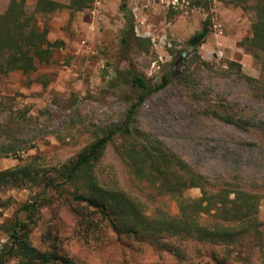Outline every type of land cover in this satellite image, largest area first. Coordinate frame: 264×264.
Masks as SVG:
<instances>
[{
	"label": "rangeland",
	"instance_id": "rangeland-1",
	"mask_svg": "<svg viewBox=\"0 0 264 264\" xmlns=\"http://www.w3.org/2000/svg\"><path fill=\"white\" fill-rule=\"evenodd\" d=\"M9 1L0 0V13ZM56 1L62 4L57 10L36 14L48 39L62 41L51 61L28 74H0V149H11L0 153V170L31 165L40 174L52 173L95 136L125 120L138 102L128 70L150 84L172 72L163 89L134 109L132 134H118L106 145L95 164L98 180L138 200L149 216L177 215L176 199L159 193L130 166L127 149L149 139L210 183L224 178L248 185L259 195L258 224L234 243L164 233L158 244L116 234L91 209L71 201L73 186L6 185L0 189V248L7 240L5 227L17 217L28 224L34 246L53 242L71 264H264V138L258 130L223 123L211 113L217 99L232 112L246 109L264 120L258 92L228 64L239 63L251 77L261 73L263 57L246 44L254 0H84L80 10L70 0ZM33 3L27 0L28 10ZM121 6L133 19L127 43L121 41L127 27ZM205 19L209 32L193 50L187 40ZM136 36L144 39L139 46ZM184 196L198 197L200 189L189 188ZM25 203L33 205L31 210L22 208ZM198 220L216 223L218 217L201 214ZM3 264L19 260L7 257Z\"/></svg>",
	"mask_w": 264,
	"mask_h": 264
},
{
	"label": "trees",
	"instance_id": "trees-1",
	"mask_svg": "<svg viewBox=\"0 0 264 264\" xmlns=\"http://www.w3.org/2000/svg\"><path fill=\"white\" fill-rule=\"evenodd\" d=\"M253 2L251 35L246 38V44L256 55L263 57L261 73L257 78L251 77L242 73L239 63L228 61V64L237 70L239 78L249 88L258 92L257 99L264 103V0ZM26 3L27 0H10L6 9L0 13V74L11 71L28 74L36 69L37 64L49 63L54 49L62 43L59 40H49L46 25H39L36 19V14L51 13L62 4L56 0H34L32 10H28ZM69 5L80 10L85 3L84 0H70ZM120 9L127 26L121 41L127 43L128 34L133 30V19L125 6ZM209 23V19H205L203 27L188 38L187 43L193 50L205 39ZM135 40L139 46V42L144 39L136 36ZM147 41L150 42L149 39ZM201 62L208 64L206 61ZM128 73V81L138 92V102L131 105L121 124L107 129L101 136H95L74 157L58 164L52 173L40 174L31 165H17L0 170V189L6 185L43 186L47 189L70 185L74 187L70 193L71 201L91 209L118 235L133 236L158 244L164 233L186 235L210 243L236 242L258 224V193L248 185H237L224 178H220V184L210 183L174 153L149 139L139 147L132 145L127 149L130 166L137 177L151 181L159 193L176 199L177 215L160 212L149 216L138 200L121 189L104 186L98 180L95 164L106 145L118 134L124 137L132 134L131 119L136 106L147 96L163 89L173 74H164L159 83L150 84L133 71L128 70ZM214 105L211 113L218 120L242 128H253L264 138L263 119L250 115L246 109L232 112L231 107L218 104L217 99ZM260 142L264 145V141ZM258 143L259 141L247 144L257 146ZM2 148L0 153L3 155L11 152L10 148ZM243 172L250 177L248 169ZM192 187L200 189V196H184L185 190ZM32 206L25 203L22 208L31 210ZM201 214L217 216L218 221L201 223L198 220ZM5 232L7 240L0 248V264L7 257L17 258L19 264H71L53 242L44 248L34 246L30 241L28 224L17 217L5 227Z\"/></svg>",
	"mask_w": 264,
	"mask_h": 264
}]
</instances>
